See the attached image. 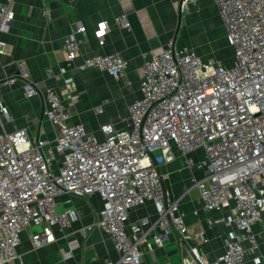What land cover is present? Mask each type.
I'll list each match as a JSON object with an SVG mask.
<instances>
[{
	"label": "built area",
	"instance_id": "built-area-1",
	"mask_svg": "<svg viewBox=\"0 0 264 264\" xmlns=\"http://www.w3.org/2000/svg\"><path fill=\"white\" fill-rule=\"evenodd\" d=\"M234 49L230 66L205 61L194 48L179 47L172 38L161 53L145 59L141 81L142 96L128 106L127 126L112 122L101 125L104 138L86 130L83 123L69 124L70 113L54 90L48 93L44 114L59 133L54 140L33 142L26 127L4 128L7 105L0 103V264L18 257L21 232L30 225L41 226L34 233V247L54 240L53 227L65 228L78 218L68 207L58 211V197L64 192L89 197L99 194L103 209L88 226L98 227L111 236L119 257L106 264H143L140 245L152 248L148 234L157 245L173 227L182 239L190 237L178 201H168L161 166L174 160L175 149L188 156L201 149L205 172L194 179L205 210L221 211L234 202L233 214L222 217L233 230L218 262L243 264L247 249L264 244V0H214ZM15 0H0V33L12 24ZM115 23L131 29L128 14L115 17ZM108 21L98 23L95 37L106 43ZM85 25L76 27L84 34ZM82 37L75 33L64 39L66 62L62 74L79 54ZM4 42L0 38V52ZM129 60L120 52L94 53L83 57L79 69L98 67L120 78ZM19 73L0 80V86L17 77L25 79L26 97L38 94V85L29 79L24 61ZM76 87L72 77L65 79V90ZM61 155L59 165H55ZM192 165V159L188 160ZM57 167L58 171H55ZM152 202L154 219H142L126 232L129 210ZM147 226V228L145 227ZM260 261V258H256ZM183 264L209 263L197 246H190Z\"/></svg>",
	"mask_w": 264,
	"mask_h": 264
},
{
	"label": "crops",
	"instance_id": "crops-1",
	"mask_svg": "<svg viewBox=\"0 0 264 264\" xmlns=\"http://www.w3.org/2000/svg\"><path fill=\"white\" fill-rule=\"evenodd\" d=\"M123 12L128 14L131 29L115 23V17ZM103 20L108 21L110 29L105 45L100 46L95 30ZM79 25L86 26L84 34L75 32ZM210 29L229 44L214 0H15L11 27L0 33L4 42L0 52V80L17 75L19 66L15 64L24 61L29 79L38 85V94L26 97L25 79L21 77L11 84L1 85L0 103L9 108V115L2 116L4 128L13 131L26 127L33 142L39 138L54 140L60 129L44 114L50 90L63 99L70 113L69 124L83 123L86 130L99 139L104 138L103 123L112 122L117 128H125L128 106L142 96L145 59L151 53L163 52L170 39L173 38L179 47L194 48L205 61L213 60L225 66L234 63V49L230 44L231 52L227 54L216 47L209 50L205 33L212 31ZM74 33L82 37L79 54L62 74L60 69L67 56L64 39ZM116 51L129 60L120 78L98 67L78 68L84 56ZM67 77L75 80L72 92L75 98L65 90ZM175 152L174 160L161 166L163 184L168 201H178V212L184 218L190 237L182 239L173 227L163 245H157L153 232H159L161 227H155L147 236L152 248L146 242L140 245L143 264H183L190 246H197L209 263L226 264L217 259L226 250L233 228L222 217L233 214L234 202L221 211L205 210L199 190L193 185L194 179L205 172L203 152L197 149L188 156L177 149ZM190 158L192 165L188 163ZM60 161L61 155L55 165ZM103 206L104 200L99 194L84 197L64 192L58 197V211L73 207L78 211V218L63 229L54 226V240L37 248L33 235L40 231L39 228L36 225L26 227L17 245L18 257L5 264H106L116 260L119 253L109 233L98 227H88ZM155 216L152 202L132 207L125 228L127 234L133 235L135 223ZM263 229V223L253 227V231ZM244 246L247 253L243 264H264V244L255 250L250 249L248 241H244Z\"/></svg>",
	"mask_w": 264,
	"mask_h": 264
},
{
	"label": "rangeland",
	"instance_id": "rangeland-1",
	"mask_svg": "<svg viewBox=\"0 0 264 264\" xmlns=\"http://www.w3.org/2000/svg\"><path fill=\"white\" fill-rule=\"evenodd\" d=\"M212 31L207 30V32L205 33V40L207 41V47L209 48V50H213L212 48H219V51L227 54L231 52V47L229 46V44L225 43V40L223 39H219L218 36H216L215 32L213 31V29H210ZM219 53V52H218Z\"/></svg>",
	"mask_w": 264,
	"mask_h": 264
},
{
	"label": "water",
	"instance_id": "water-1",
	"mask_svg": "<svg viewBox=\"0 0 264 264\" xmlns=\"http://www.w3.org/2000/svg\"><path fill=\"white\" fill-rule=\"evenodd\" d=\"M15 66H18V64H15ZM10 69H12V68H10ZM61 211H62V209H61ZM37 228H39L40 231L42 230V227L41 226H37Z\"/></svg>",
	"mask_w": 264,
	"mask_h": 264
}]
</instances>
